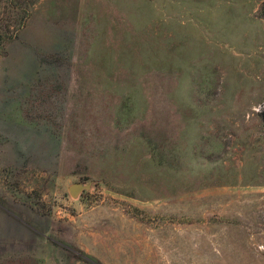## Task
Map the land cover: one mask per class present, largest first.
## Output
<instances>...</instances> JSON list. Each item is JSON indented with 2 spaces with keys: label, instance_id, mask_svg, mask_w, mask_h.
<instances>
[{
  "label": "rangeland",
  "instance_id": "1",
  "mask_svg": "<svg viewBox=\"0 0 264 264\" xmlns=\"http://www.w3.org/2000/svg\"><path fill=\"white\" fill-rule=\"evenodd\" d=\"M261 2L0 0V264H264Z\"/></svg>",
  "mask_w": 264,
  "mask_h": 264
},
{
  "label": "water",
  "instance_id": "2",
  "mask_svg": "<svg viewBox=\"0 0 264 264\" xmlns=\"http://www.w3.org/2000/svg\"><path fill=\"white\" fill-rule=\"evenodd\" d=\"M89 187V184L86 185L84 183L75 182L69 185L68 190L72 196L76 197L81 191L88 189Z\"/></svg>",
  "mask_w": 264,
  "mask_h": 264
},
{
  "label": "trees",
  "instance_id": "3",
  "mask_svg": "<svg viewBox=\"0 0 264 264\" xmlns=\"http://www.w3.org/2000/svg\"><path fill=\"white\" fill-rule=\"evenodd\" d=\"M259 13L262 17H264V0H262L260 8H259Z\"/></svg>",
  "mask_w": 264,
  "mask_h": 264
}]
</instances>
